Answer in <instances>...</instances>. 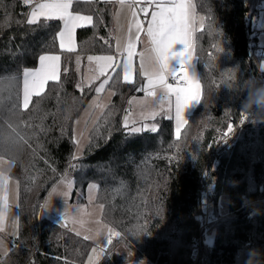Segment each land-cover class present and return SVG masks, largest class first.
<instances>
[{
  "label": "trees",
  "instance_id": "trees-1",
  "mask_svg": "<svg viewBox=\"0 0 264 264\" xmlns=\"http://www.w3.org/2000/svg\"><path fill=\"white\" fill-rule=\"evenodd\" d=\"M263 2L195 0L198 14L206 17L195 38L202 96L180 140L174 120L164 117L156 119L154 132L129 134L123 116L142 78L129 85L113 74L109 87L114 98L93 128L84 157L73 161V122L96 93L95 82L84 85L83 92L76 85L83 82L88 55L115 54V5L75 2L73 9L93 15L94 24L77 30L78 49L67 53L59 48L60 21L28 25L31 6L0 0V80L14 79L17 85L11 101L8 90L0 92V156L13 161L12 174L20 187V233L10 237L9 250L0 255L6 264H84L92 242L56 219L40 217L48 193L67 174L75 183L71 203L96 184L97 203L104 205L102 220L121 233L113 237L100 264H125L120 246L132 258L152 264H193L200 236L197 264H246L249 247H264V214L247 207L252 198L264 208V123L244 118L235 138L224 143L222 136L243 111L247 93L223 87L214 96L208 92L220 68L238 67L242 80L264 81L259 57L264 22L254 24L255 6L264 8ZM216 44L222 51H216ZM45 53L61 55V81L49 82L28 110L19 109L15 94L23 72L37 67ZM206 169L214 185L211 207L222 218L200 233ZM222 197L228 199L225 216ZM213 229L214 243L207 245L206 235Z\"/></svg>",
  "mask_w": 264,
  "mask_h": 264
},
{
  "label": "snow or ice",
  "instance_id": "snow-or-ice-1",
  "mask_svg": "<svg viewBox=\"0 0 264 264\" xmlns=\"http://www.w3.org/2000/svg\"><path fill=\"white\" fill-rule=\"evenodd\" d=\"M74 2L76 0H23L24 5L31 6V12L28 14L26 23L38 25L41 20L61 21L62 28L57 34L59 48L64 52L74 53L77 51L76 30L94 24L93 15L73 11ZM85 2L89 4L116 3L120 5L121 9L127 7L130 15L126 42L123 46L119 42L116 45L119 59L117 55L111 54L87 56L90 69L95 73L89 77V86L100 77H104L99 86L95 88V92L99 94L113 79V74L121 78L125 84H135L133 75L136 72L135 58L139 55L140 75L146 78V84L136 90L137 92H145L152 105V109L142 113V117L155 119L163 110L165 103L168 105L169 112L174 105L176 138L180 140L181 129L189 123L184 116L185 110L193 102L199 103L201 101L202 85L200 80L190 73L189 65L193 62L195 52L194 34L204 29L206 17L198 14L194 0H85ZM141 33L145 34L150 45L146 50L147 56L144 53L138 54L136 52ZM176 45H183V50L175 51ZM213 47L216 51H222L218 44L213 45ZM173 58L180 60L179 69H173L170 66L169 61ZM38 59L39 67L37 69L24 70L22 86L19 92L15 94L19 100V109L25 111L33 103V97L43 96L50 81L54 83L61 81V55L45 53L40 55ZM93 63L95 67L91 68ZM75 65L76 70L79 71L80 55L75 57ZM261 71H264V66H261ZM170 78L171 82H169ZM16 86L14 79L0 80V92L8 90L10 92L7 98L9 101L13 98L11 90ZM76 87L80 92L84 91L83 82L77 84ZM136 100L137 97L134 96L128 103L132 104ZM138 102L146 104L148 101ZM2 103L3 97L0 96V104ZM92 103L97 107H104V105L97 104L95 100ZM130 115L131 113L126 114L123 119V127L129 130V134L145 130L156 131L155 126L148 124H144L142 127L132 126L129 128L130 124L135 125L136 123L135 120L130 121ZM168 118L172 119L173 117L169 115ZM244 118L247 119V116ZM232 132L233 128L229 126L222 139H227L228 134ZM75 143L79 144V139L75 140ZM3 162L4 158L0 157V163ZM6 181L7 177L0 173V206H2L0 207V231L4 230V221L7 218V208L9 207L5 187ZM64 195L67 196L68 193L65 192ZM99 207L103 210L104 205L101 204ZM64 216L67 220L68 214L64 213ZM72 222L83 223L79 217L74 218ZM104 227L108 232V244L111 245L113 243L112 237H120L121 233L107 225ZM79 234L77 232V235ZM84 239L88 240L90 237L85 236ZM5 251L7 250L5 249ZM91 251L93 255L89 257V264H96L97 258L104 250L95 247Z\"/></svg>",
  "mask_w": 264,
  "mask_h": 264
},
{
  "label": "rangeland",
  "instance_id": "rangeland-1",
  "mask_svg": "<svg viewBox=\"0 0 264 264\" xmlns=\"http://www.w3.org/2000/svg\"><path fill=\"white\" fill-rule=\"evenodd\" d=\"M264 5V2H263ZM263 26V25H262ZM140 52L144 53V47H140ZM261 66H264V60L261 61ZM197 67V66H196ZM264 72V71H263ZM199 76V73H198ZM110 89H107L105 86V90L99 94H94L85 108L82 110L81 114L74 120L73 122V139H79L80 143H75V150L73 153V161L80 160L84 157V154L88 148L90 143V134L98 122L99 118L105 113L107 108L110 106L114 95ZM146 96V93L143 94ZM202 96V95H201ZM96 101L97 104L104 105V107H97L92 102ZM199 103L193 102L184 113L185 119H188L192 114L194 109L198 106ZM149 104L146 103L145 106ZM165 106V105H164ZM125 115L131 113L130 104H126ZM174 119V118H172ZM79 121V123H77ZM184 127L181 129V133L184 130ZM174 131L176 135V127L174 123ZM3 157V156H0ZM4 162L0 163V173H3L5 177H7L6 181V192H7V203L9 207L7 208V218L4 221V230L0 231V252L7 250L9 247L8 243L3 242V236H6L10 239V237L16 238L19 236L20 228H19V218H18V208L20 206V195H19V182L12 174L13 169V161L8 157H3ZM75 186L74 178L72 174L65 175L48 193L45 201L43 203L42 210L44 211V216L51 220L55 221V217H60L63 221L62 224H67L68 228L77 235V232L80 234L78 236L84 238L85 236H89L90 239H97L99 242L104 244H108V232L105 229L104 225L112 228L102 220V212L100 205L97 203V186L94 183L88 185L86 189V193L79 194L76 197V201L71 203L72 191ZM67 192L68 195L65 196L64 193ZM83 200V201H82ZM222 209L221 214L225 216L224 209L226 205H228V199L226 197H222ZM2 207V206H0ZM64 213L68 214V219H65ZM79 217L83 223H73V219ZM99 233V234H98ZM115 237V236H113ZM112 237V239H113ZM216 237V231L210 233L208 232L206 235L205 243L207 245H212L214 243ZM109 245V244H108ZM122 254L127 253L124 246H120L118 248ZM129 254V253H128ZM132 258V256L129 254ZM125 258V257H124ZM137 259V258H135ZM140 260V259H139ZM144 260V259H143ZM147 261V260H145ZM149 262V261H147ZM150 263V262H149ZM152 264V263H151Z\"/></svg>",
  "mask_w": 264,
  "mask_h": 264
},
{
  "label": "crops",
  "instance_id": "crops-1",
  "mask_svg": "<svg viewBox=\"0 0 264 264\" xmlns=\"http://www.w3.org/2000/svg\"><path fill=\"white\" fill-rule=\"evenodd\" d=\"M76 2L86 3L85 0H76ZM194 3H195V0H194ZM113 4L115 5L114 19H113V21H114L113 29H114L115 54H111V55H117L118 56V53L116 52V45H117V42H119L121 44V46H123V44L126 42L127 35H128V29H129V23H130V15H129V11H128L127 7H124L123 9H121L119 4H116V3H113ZM73 11H79V12H83L84 14H89V13L85 12L83 9H79V10H74L73 9ZM30 12H31V7L29 9L28 14ZM27 19H28V15H27ZM61 25H62V22H61ZM61 28H62V26H61ZM77 30H76V33H77ZM196 33L194 34V47H195V43H196V41H195ZM75 39H76V44H77V49H78V43H77L76 34H75ZM142 46L144 47V54H145V56H147L146 50L150 47V45H149L147 37L145 36L144 33H141L140 41L137 43L136 52L138 54L143 53V52L139 53V51L142 50V48L141 49H139V48L142 47ZM174 50L175 51L183 50V45H176ZM101 55H109V54H101ZM96 56H100V55H96ZM118 59H119V56H118ZM139 63H140L139 55H137V57L135 58L136 72L133 75H134V79H136L138 76H140L142 78L141 84H142V87H143L146 84V78L142 77L140 75ZM169 63H170V66L173 69H176L178 66H181L180 60L176 59V58H173L172 60H170ZM196 66H197V59H196V54L194 52V54H193V62L189 65V71L194 77L199 79L198 68ZM38 67H39V63L37 65V67L29 69V70H35ZM94 67H95V64L93 63V65H91V68H94ZM94 74L95 73L90 69L89 62L86 61V68H85V74H84V79H83L84 85L90 83L89 82V77L93 76ZM120 75L122 77V73ZM103 79H104V77H100V79L95 81L96 87L99 86V83ZM169 82H171V78H170ZM106 88L110 89V90H112L114 92V90L109 87V84L106 85ZM143 94H145V93H143ZM143 94H139V95H136V96L134 95L135 97H137V100L133 101V103L130 104L131 115H130L129 118H130V121L131 120H135L136 123H135V125L130 124L129 128H131L132 126L142 127L144 124H148L150 126H155V128L157 130V128H158V124L156 122L157 118L164 117V118L169 119L168 118L169 115H171L174 118V116H175L174 105L172 107L171 112H169L167 103H165V106H164L163 110L160 111V114L155 119H145V118H143L142 117V113H146V112H148L149 110L152 109L150 98H148L147 96H143ZM134 96L129 97L128 101L131 100ZM138 101H148L147 103L149 105L145 106V104H141ZM127 104H128V102H127ZM157 110H159V109H157ZM124 116H125V114H124ZM124 116H123V119H124ZM173 120H174V123H175V119H173ZM122 124H123V122H122ZM147 131L148 132H152L151 130H145V131H142V132H147ZM101 221H103V220H101ZM2 236H3V242L2 243L3 244L4 243H8L9 244V247L7 249V251H8L9 248H10L9 238H7L4 235H2ZM88 240L92 242V244H93L92 248H95V247L103 248L104 251L101 252V254L99 255V257L96 260V264H100L101 260L103 259L104 255H105V251H106V249L108 248L109 245L108 244H104L103 245V243H101V241L99 242L97 239H93V238L88 239ZM92 248H91V250H92ZM91 250H90V252H89L84 264H89V257L93 255ZM7 251L0 252V255H5ZM124 256H125V264H151V263H149V262H147L145 260H139V259L131 258L128 253H124Z\"/></svg>",
  "mask_w": 264,
  "mask_h": 264
},
{
  "label": "clouds",
  "instance_id": "clouds-1",
  "mask_svg": "<svg viewBox=\"0 0 264 264\" xmlns=\"http://www.w3.org/2000/svg\"><path fill=\"white\" fill-rule=\"evenodd\" d=\"M222 87L233 93L246 92L247 95L242 103L244 112L253 123H264V81L257 78L242 80L238 67L220 68L215 79L208 86V92L214 96ZM247 207L256 215L264 214V208L258 206L256 199L249 198ZM248 252L250 255L247 257L246 264H264V247H249Z\"/></svg>",
  "mask_w": 264,
  "mask_h": 264
},
{
  "label": "built area",
  "instance_id": "built-area-1",
  "mask_svg": "<svg viewBox=\"0 0 264 264\" xmlns=\"http://www.w3.org/2000/svg\"><path fill=\"white\" fill-rule=\"evenodd\" d=\"M255 16H256V20L254 21V24L259 26L261 21L264 22V8L260 6H255ZM259 57L264 60V43L261 48V51L259 52ZM179 68L180 66H178L176 69H179ZM143 93L145 92H136L134 95L136 96V95L143 94ZM244 117H245V112L243 110L237 118L232 119V123L230 126L233 128V132L228 134L227 139H222L224 143L235 138L236 136L235 133L241 127V124L244 122ZM208 171L209 170L206 169L203 172L207 180L205 182L204 195H203V200L205 202L204 213L200 216V219H199L200 233H204L206 230L209 229L211 225L219 222L222 218L219 214H216L211 207L212 196L214 194V185L209 179ZM42 208L40 210V217L44 215V211L42 210ZM53 217H55L57 222L63 221L60 217H57L54 215ZM201 243H202V240L200 236L199 240L197 241V248L193 250V255H192L193 264H197L198 262ZM0 264H6L5 257L0 256Z\"/></svg>",
  "mask_w": 264,
  "mask_h": 264
},
{
  "label": "water",
  "instance_id": "water-1",
  "mask_svg": "<svg viewBox=\"0 0 264 264\" xmlns=\"http://www.w3.org/2000/svg\"><path fill=\"white\" fill-rule=\"evenodd\" d=\"M65 226H67V224H65Z\"/></svg>",
  "mask_w": 264,
  "mask_h": 264
}]
</instances>
